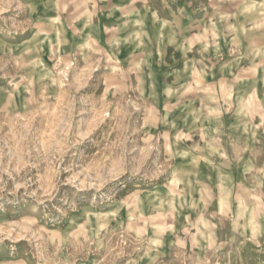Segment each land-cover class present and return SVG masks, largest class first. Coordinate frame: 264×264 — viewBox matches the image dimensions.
I'll return each mask as SVG.
<instances>
[{
    "label": "rangeland",
    "instance_id": "obj_1",
    "mask_svg": "<svg viewBox=\"0 0 264 264\" xmlns=\"http://www.w3.org/2000/svg\"><path fill=\"white\" fill-rule=\"evenodd\" d=\"M54 1L0 0V264H264V132L204 139L264 0Z\"/></svg>",
    "mask_w": 264,
    "mask_h": 264
},
{
    "label": "crops",
    "instance_id": "obj_2",
    "mask_svg": "<svg viewBox=\"0 0 264 264\" xmlns=\"http://www.w3.org/2000/svg\"><path fill=\"white\" fill-rule=\"evenodd\" d=\"M39 5H35L34 6V11L36 13H41V15L44 14H58V12L62 9V4L56 0V2H46V4H44V6L40 7ZM52 14V15H53ZM44 18H48V19H56V16H44ZM58 20L59 17H58ZM106 26H104V21L98 20L94 23V28L95 29H105ZM107 28V27H106ZM261 69H256V72H260L262 71V73H264V66L261 67L259 66ZM244 69L247 70H253L254 71V66H252L251 64H248ZM254 74V73H253ZM260 74V73H259ZM259 74L256 75L255 77L252 76V78L249 77H242L239 78L238 76H232V99H231V109L229 110H223L222 108L220 110L217 111L216 114H218L216 117H220L221 119H226V124L228 126L225 127V129H223L222 127V132L221 134H215V138H210V140L212 143L207 142V138L205 139V144H214L215 146H217L218 148H215V152H218L219 147L221 148V156L222 157H226L228 158V154L226 153V146H231L234 147V144L236 142H238L239 144H236L237 147L238 145H241V148H243L244 150H247L249 148H255V143L256 141H254V136L256 134H258L259 132H264V100L259 99V87L260 86H264V80L260 81ZM239 83H241V87L244 86H249V85H253V87L256 88L251 91L248 92L245 96L241 95L239 93ZM235 86H237V88L235 89ZM254 91V92H253ZM256 98V99H255ZM255 99V101H259V104L257 107L260 109L259 111L257 110H252L249 108V104L250 102ZM254 103V102H253ZM236 107L238 108H235ZM239 105L241 107H244L247 109L245 110L244 108L239 109ZM220 114V115H219ZM230 131V135L228 134V132ZM217 132V131H216ZM238 134L242 135L241 137L239 136L238 139ZM220 135V136H217ZM244 135V136H243ZM219 145V146H218ZM225 146V148H224Z\"/></svg>",
    "mask_w": 264,
    "mask_h": 264
}]
</instances>
